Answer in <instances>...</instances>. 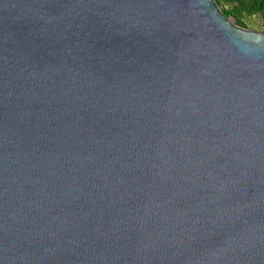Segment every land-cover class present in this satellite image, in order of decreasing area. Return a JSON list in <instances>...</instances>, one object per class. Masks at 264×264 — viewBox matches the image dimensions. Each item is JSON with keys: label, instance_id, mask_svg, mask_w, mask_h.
Segmentation results:
<instances>
[{"label": "water", "instance_id": "obj_1", "mask_svg": "<svg viewBox=\"0 0 264 264\" xmlns=\"http://www.w3.org/2000/svg\"><path fill=\"white\" fill-rule=\"evenodd\" d=\"M0 264H264V33L0 0Z\"/></svg>", "mask_w": 264, "mask_h": 264}, {"label": "trees", "instance_id": "obj_2", "mask_svg": "<svg viewBox=\"0 0 264 264\" xmlns=\"http://www.w3.org/2000/svg\"><path fill=\"white\" fill-rule=\"evenodd\" d=\"M222 12L231 17L236 25L250 28L248 18L258 17L262 20L264 30V0H216Z\"/></svg>", "mask_w": 264, "mask_h": 264}, {"label": "rangeland", "instance_id": "obj_3", "mask_svg": "<svg viewBox=\"0 0 264 264\" xmlns=\"http://www.w3.org/2000/svg\"><path fill=\"white\" fill-rule=\"evenodd\" d=\"M247 22H248L250 28H245V29H249V30H253V31L264 33V30L262 29L263 28L262 27L263 26L262 25V20L259 19L258 17L248 18Z\"/></svg>", "mask_w": 264, "mask_h": 264}]
</instances>
